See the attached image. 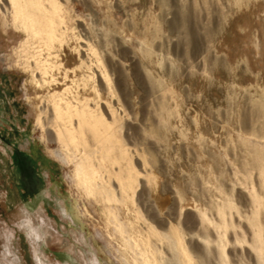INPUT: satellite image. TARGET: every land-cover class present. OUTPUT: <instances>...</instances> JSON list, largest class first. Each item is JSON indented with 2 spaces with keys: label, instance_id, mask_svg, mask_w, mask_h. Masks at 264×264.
I'll return each mask as SVG.
<instances>
[{
  "label": "rangeland",
  "instance_id": "374dc122",
  "mask_svg": "<svg viewBox=\"0 0 264 264\" xmlns=\"http://www.w3.org/2000/svg\"><path fill=\"white\" fill-rule=\"evenodd\" d=\"M0 264H264V0H0Z\"/></svg>",
  "mask_w": 264,
  "mask_h": 264
}]
</instances>
